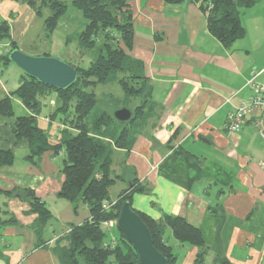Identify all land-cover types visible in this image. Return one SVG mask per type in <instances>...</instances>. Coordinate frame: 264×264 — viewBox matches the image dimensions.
<instances>
[{"label":"crops","instance_id":"obj_1","mask_svg":"<svg viewBox=\"0 0 264 264\" xmlns=\"http://www.w3.org/2000/svg\"><path fill=\"white\" fill-rule=\"evenodd\" d=\"M9 4L0 12V22L9 23L19 47L28 31L16 20L10 24L9 17L19 19L20 9L28 5L5 0ZM130 5V55L144 63L152 97L147 124L132 148H115L112 187L120 184L119 195L133 183L145 188L133 196L137 212L157 222L181 216L198 227L208 251L205 264H264V111L249 116L235 135L226 132L229 114L253 95L250 82L264 84V0L245 12L246 35L232 49L210 33L202 1L130 0ZM28 54L47 56L44 51ZM10 66L8 72L9 65L0 61V99L11 97L25 77ZM44 104L39 125L55 140L60 133L50 118L55 96ZM14 106L17 115L29 114L19 100L14 99ZM14 123V117L0 116V150L12 151L16 158L13 166L0 169V264H62L54 248L73 226L91 218L90 210L58 196L65 179L62 156L47 152L31 164L26 159L29 143L17 139ZM15 188L30 190L46 204L51 218L42 227L29 199L11 194ZM165 239L176 264H194L196 247L180 244L168 228Z\"/></svg>","mask_w":264,"mask_h":264},{"label":"trees","instance_id":"obj_2","mask_svg":"<svg viewBox=\"0 0 264 264\" xmlns=\"http://www.w3.org/2000/svg\"><path fill=\"white\" fill-rule=\"evenodd\" d=\"M20 1L43 20L48 37L70 17L71 11L80 13L84 26L75 35L67 37L66 46L75 41L80 53L90 60L87 66L81 61L70 64L78 71V81L70 88L59 90L48 87L25 75L11 97L0 99V116L14 117L15 136L29 143L26 159L31 164H38L47 152L62 156L59 159L65 179L58 196L75 205H87L90 210L91 218L82 225L73 226L70 234L59 241L53 252L62 264H140L135 250L117 229L116 240H120V243L106 241L110 231L105 223L116 220L124 201H130L133 205V196L147 190L133 183V187L118 196L116 206L109 211L104 208L112 201L109 191L116 182L112 172L115 148H132L136 135L145 127L150 115L152 88L145 65L130 55L134 37V14L130 0ZM165 1L178 4L184 0ZM195 1H202L201 7L207 17L210 33L225 48L232 49L246 35L243 26L245 12L262 0ZM43 8L49 10L46 17L42 16ZM6 42L11 43V52L19 49L17 42L11 38L9 23L2 21L0 43ZM9 54L0 56V61L5 65L12 64ZM111 84L119 86L127 102L125 106L133 113L126 123L118 122L112 114L119 108H114L112 113L107 109L96 111L100 100L95 89ZM53 95L56 106L50 118L60 127L55 140L39 125L44 100ZM14 99L19 100L29 114L17 115ZM135 101L139 103L137 107L128 106L134 105ZM15 159L12 151L0 150V169L13 166ZM11 194L29 199L41 227L51 218L46 204L30 190L15 188ZM139 214L151 230L155 247L169 259V264H176L177 256L165 239L166 228L180 244L198 249L194 264H205L208 251L198 227L181 216H166L162 222H157L145 214ZM222 264L231 263L224 260Z\"/></svg>","mask_w":264,"mask_h":264},{"label":"rangeland","instance_id":"obj_3","mask_svg":"<svg viewBox=\"0 0 264 264\" xmlns=\"http://www.w3.org/2000/svg\"><path fill=\"white\" fill-rule=\"evenodd\" d=\"M10 7H11L10 4L5 5V0H0V9H1L0 12H4L7 8L10 9ZM19 14L21 15L19 19L15 18L16 17L15 14L12 17H9L8 15L6 17L10 18L9 19V21H11L10 24L14 23L12 21L16 20V22H18L16 24L17 26L21 27V30H23L24 27L25 29L27 28L28 32L25 34V36H23L19 40L20 49H24V51L27 52L24 53L40 54L42 51H44L50 57L57 58L68 64H73L76 61L77 62L81 61L82 63H84L85 66H87V64L90 62L89 58H87V56H83V54H81L80 51L77 49V43L75 41L70 42L69 45L66 46L68 39L67 37L69 35H75L76 31L84 26L83 18L80 13L71 11V13H69L70 17L68 16L69 18L67 20H64L63 22L60 23L59 27L51 37H48L47 34L45 33V30H43V26H42L43 20L40 19L39 17H36V15H33V11L28 6H22ZM48 15H49L48 8H43L42 16L46 17ZM29 16L30 18H28ZM0 20H2L1 17ZM5 44L11 46L10 42H6ZM9 67L10 68L7 70L8 72L12 68L10 65ZM5 69H7V67H5ZM5 69L1 70V72L4 74L3 79H6L8 75V74L6 75L7 72ZM95 92L100 100L99 107L96 110L97 112H103L105 109H107V111L112 113V110L114 108L126 107L125 104L127 102H125L123 98V93L121 92L119 86H117L116 84L99 86L95 89ZM133 111H135L134 108ZM112 114L114 115V113ZM120 191H121L120 184H117L116 186L111 188L109 193L110 197L116 198L119 195ZM110 203L117 204V199L111 201ZM111 208L108 209V211L111 210ZM115 221L110 222L111 224L110 226H108L110 232L108 233L109 236L106 241L117 244L120 243V240H116L117 231H116Z\"/></svg>","mask_w":264,"mask_h":264},{"label":"water","instance_id":"obj_4","mask_svg":"<svg viewBox=\"0 0 264 264\" xmlns=\"http://www.w3.org/2000/svg\"><path fill=\"white\" fill-rule=\"evenodd\" d=\"M9 60L26 76L48 87L65 90L78 81L77 69L57 58L32 56L16 49L10 52ZM132 115L127 107L114 112L115 119L121 123L130 121ZM115 226L135 250L140 264H169V259L155 247L151 230L130 201L122 203Z\"/></svg>","mask_w":264,"mask_h":264},{"label":"built area","instance_id":"obj_5","mask_svg":"<svg viewBox=\"0 0 264 264\" xmlns=\"http://www.w3.org/2000/svg\"><path fill=\"white\" fill-rule=\"evenodd\" d=\"M11 52V46L5 43H0V56H4ZM253 95L242 101L233 112L229 114L228 121L226 124V132L228 135L233 136L240 132L242 127L245 125L247 118L253 115L257 111H264V84L257 83L252 80L250 82ZM262 143L264 144V132L260 134ZM116 203H110L104 205L106 210L115 206ZM110 222H106L105 226H110Z\"/></svg>","mask_w":264,"mask_h":264},{"label":"bare ground","instance_id":"obj_6","mask_svg":"<svg viewBox=\"0 0 264 264\" xmlns=\"http://www.w3.org/2000/svg\"><path fill=\"white\" fill-rule=\"evenodd\" d=\"M109 146V145H108Z\"/></svg>","mask_w":264,"mask_h":264}]
</instances>
